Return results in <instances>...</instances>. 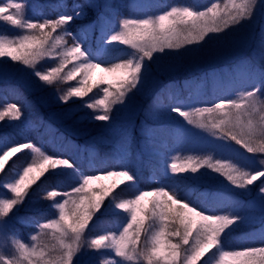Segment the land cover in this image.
Segmentation results:
<instances>
[{
	"label": "snow or ice",
	"instance_id": "obj_1",
	"mask_svg": "<svg viewBox=\"0 0 264 264\" xmlns=\"http://www.w3.org/2000/svg\"><path fill=\"white\" fill-rule=\"evenodd\" d=\"M258 4L264 12V0H229L224 12H221L219 5H213L204 11L190 7H172L154 18L121 19L118 30L110 31L105 29L102 20H98L92 27L100 28L101 35L96 43L101 50L109 52L121 45L135 50L130 57L122 58L120 62H111L98 55L93 56L86 47L89 41L87 27L83 32L69 30L74 21L83 20L87 16L83 5L74 4L71 13L63 12L55 19L34 22L24 18V6L21 3L6 0L0 3V21L38 31L40 35H24L15 45L0 39V58L10 57L13 61H22L34 68L35 61L46 54V46L55 49L63 45L60 64L47 72L35 71V77L51 85L57 79L76 80L79 75V86L69 87L65 94L59 96V100L64 103H68L70 98L82 99L94 88L106 85L101 89L102 98L96 99L94 103H87L86 107L95 111L92 117L95 121L105 122L110 131L126 136V129L114 122L113 105L119 104L130 109L131 105L126 104V99L133 90L141 91L147 87L151 64L156 62L157 55L166 54V50H180L200 44L210 34L223 33L230 26L251 19ZM88 7L95 8L97 5L89 0ZM181 25L186 27H179ZM57 29L63 31V36L71 38V46L60 35L49 44ZM261 43L264 46V38ZM68 64H73V67L61 76ZM97 70L101 75L98 79H93L92 74ZM261 95H264V71L253 76L251 90L242 92L238 101L221 99L211 107L185 111L174 106L170 111L183 117L188 124H197L196 117L204 113L219 112L225 118L213 122L211 127L224 133L221 139L226 136L247 153L264 154V102L259 101ZM258 102L261 103L259 108ZM5 116L20 119L21 109L16 104H10L4 111H0V119ZM198 126L206 127L202 122ZM143 132L151 139L155 130L146 126ZM257 138H260L259 141ZM25 150H30L33 154L31 163L17 173L18 178L0 184V189L10 193L9 198L0 199V233L6 234L12 230L7 218L29 197L33 186L42 182V178L50 173L57 169L71 170L79 176L78 186H73L71 192L55 188L47 191L46 199L53 201L50 207L58 210V219L49 218L45 223H38L40 235L31 236L34 242L31 245L20 239H13L18 255L8 257L0 254V264H92L91 259L86 258L88 252L82 250L84 246L96 251L111 250L115 257L120 258L113 259L108 264H121V261L140 258L146 264H201L202 259L214 249L219 252V264H226L228 258L235 264H264V247H247L243 251H225L218 247L222 244L226 230L246 223L253 217L206 214L207 209L186 201L174 190L165 187L152 192L141 191L135 199L115 202V191L122 185L136 181L130 169L103 168L99 169L103 175L82 174L70 159L46 154L32 142L2 145L0 175L6 174L8 160ZM120 151L122 161L125 153L123 149ZM259 164L264 166V159ZM248 165L250 170L243 171L234 164L220 160L212 163L210 160L189 158L183 163L173 162L169 167L173 174H196L206 167L224 176L236 188L248 190L254 182L264 178V168H256L252 159H249ZM259 193L260 220L264 223V181H261ZM108 198L111 200L106 205ZM113 203L115 209L128 214L122 230L118 234L114 231L97 234L88 240L87 232L91 229L94 218L103 216ZM146 222H151L149 228L145 227ZM150 228L156 230L150 231ZM49 230L55 243L43 239ZM142 233L144 243L140 246ZM171 238H175V242Z\"/></svg>",
	"mask_w": 264,
	"mask_h": 264
},
{
	"label": "rangeland",
	"instance_id": "obj_2",
	"mask_svg": "<svg viewBox=\"0 0 264 264\" xmlns=\"http://www.w3.org/2000/svg\"><path fill=\"white\" fill-rule=\"evenodd\" d=\"M182 5L172 7H190L193 10L204 11L218 3L221 12L226 11L229 0H183ZM24 6V16L40 11V5L35 0H18ZM171 7V8H172ZM163 6L159 0H135L134 6L128 18H149L170 10ZM91 24H88V38ZM85 27H79L76 32H83ZM111 30H118L116 25ZM237 31L226 35L210 34L205 41L197 44V49L190 47L180 50H166V54H158L156 62L151 64V75L147 87L141 90L143 100L126 99V104L115 105L113 111L114 122L126 129L127 135L116 134L122 148L130 156L128 162L131 172L140 179L142 172L146 173L149 180L160 179L161 187L174 190L186 201L199 205L208 211L206 214H228L241 217H253L246 223L234 226L223 234L222 244L229 248H246L252 245L264 244V223L260 220L259 212V188L264 178L254 182L248 190L238 189L231 185L227 179L214 173L206 167L196 174H173L170 164L179 163L180 159L194 158L198 160H217L236 165L243 171H249L248 161H255L256 168H264L259 164L264 159V154L247 153L240 145L231 141L220 129L211 127L213 122H219L225 117L219 113H204L196 117L198 123H204L206 127L197 124H188L177 113L170 111L171 107L179 106L182 110L192 111L195 108L211 107L221 99L239 100L240 94L251 90L253 76L264 71V12L257 5L251 19L242 21ZM4 31V30H3ZM2 32V31H1ZM72 40L70 38V46ZM86 47L91 50L93 56L111 62H120L122 58L130 57L135 50L130 46H119L109 52H104L97 45L92 49L90 40ZM22 82V86L28 91H38V86L33 85L27 76V65L0 61V83L8 81ZM38 102L46 105L49 96L39 95ZM146 105H143V101ZM165 102L171 115L163 116L162 108L155 102ZM264 102V95L259 97ZM257 107H261V103ZM235 111V110H233ZM41 117V116H40ZM243 118V117H242ZM259 119V116L256 117ZM46 126L70 132V126L66 124L60 115L46 114L44 120ZM150 127L155 130L151 139L144 135L143 129ZM134 133V135H133ZM215 133V134H213ZM132 137V138H131ZM131 138V139H130ZM64 139L63 133L57 140ZM260 138H257L259 141ZM63 141V140H62ZM68 141V139H67ZM5 143H10L8 140ZM80 149L86 146L82 145ZM71 145L65 142V150ZM77 147V146H76ZM98 165L101 159L98 154L92 152ZM110 156L104 155L105 161ZM12 216L8 219L11 223ZM97 219L90 230H98ZM0 254L8 257L16 255L9 243L8 232L0 233ZM120 258L116 257V260ZM121 264H144L137 260L121 261Z\"/></svg>",
	"mask_w": 264,
	"mask_h": 264
},
{
	"label": "trees",
	"instance_id": "obj_3",
	"mask_svg": "<svg viewBox=\"0 0 264 264\" xmlns=\"http://www.w3.org/2000/svg\"><path fill=\"white\" fill-rule=\"evenodd\" d=\"M35 1L40 5V11L24 16L25 19L34 22H43L45 19H55L63 12L71 13L74 4L83 5L87 12V16L83 20L74 21L69 27V30L77 31L80 26L86 27L88 24H91L89 40L94 51L97 48L96 40L101 35V31L99 27L93 29L92 25L98 20H102L105 29L110 31L116 25H119L121 19L129 17L131 8L135 3V0H93L97 7L89 8V0ZM159 1L163 6L168 8L182 5L185 2L183 0ZM3 2H6V0H0V3ZM15 2H18V0H15ZM213 5H218V3H214ZM179 27L186 26L181 25ZM237 27L238 25L230 26L226 29L227 31L225 34L230 35L235 33ZM24 35L39 36L40 33L38 31H30L19 28L18 26L9 25L5 21H0V39L5 42L14 45L18 44L19 40ZM57 35L63 36V31L57 29V31L52 34L53 40H50L49 44L54 42V38ZM63 39L64 42L70 46V37L63 36ZM62 47L63 45L51 49L46 46V54L35 61V67L33 68L27 65V76L32 81L33 85L38 86V91H28V89L22 86V82L17 80L0 83V111H4L10 104H16L21 109L20 119H13L11 116H5L0 119V150H2V145L5 144V141L7 140L10 143L32 142L40 147L46 154L70 159L82 174L103 175L104 173L99 171V169L103 168L108 170H120L122 167H126L131 170L128 162L130 155L126 153L122 148L121 142L117 140V133L110 131L105 122L95 121L92 118L95 111L86 107L87 103H94L96 99L102 98L103 93L101 89L106 85H100L99 87L94 88L88 96L82 99L70 98L68 103H64L59 100V96L65 94L69 87L79 86V81L81 79L79 75L76 80L67 81L64 79H57L51 85H47L35 77V71L39 70L47 72L52 67H57L60 64L62 59L60 55ZM188 47L197 49V44ZM0 61L18 64L22 62L13 61L10 57H2L0 58ZM262 61L264 62V56L262 57ZM72 67L73 64H68L61 73V76H64ZM92 75L93 79H98L101 73L97 70ZM39 95L49 96L46 105L38 102L37 99ZM129 95L132 99L143 100L141 91L133 90ZM146 101L147 100L143 101V105H146ZM155 102L162 108L164 113L163 116L171 115L165 102L159 100H156ZM217 102L219 101H216L215 103ZM114 109L115 105H113V111ZM69 110H71L70 113ZM52 111L60 115L63 121L70 126V132L61 130L58 126H56V128L49 125L46 126L44 122L46 114L51 113ZM60 133H63L64 139L57 140ZM81 140L84 141L82 145L86 146L84 149H80ZM65 142H68L71 145L67 148V151L64 149ZM121 149H123V152L125 153L122 161ZM94 151L101 159L100 163H102V165L100 166L98 165L96 158L92 156V152ZM104 155L110 156L109 160L105 161L103 159ZM32 156L33 154L30 150H25L22 153L11 157L6 165V174L0 175V184L11 182L14 178H18L17 173L21 172L23 167L27 166L28 163H31ZM188 159V157H186V159H180L179 163H183ZM78 180L79 176H77L75 172L71 170L57 169L56 172L50 173L45 178H42V182L38 183V185L33 186L29 197L18 207V210L11 215L12 220L10 225L12 230L8 232V237L9 243L14 249L16 255H18V253L12 243L13 239H20L21 242L31 245L34 243L31 240V236L40 235L37 226L38 223H45L49 218L58 219V210H53L50 207L53 201H48L46 199L47 191L55 188L58 191L71 192L73 186H78ZM160 187V179L151 181L143 171L142 177L140 179L136 177L135 183L122 185L115 191V202L135 199V196L139 195L141 191L152 192ZM9 197L10 193L0 189V199ZM57 199L62 202L61 198L58 197ZM109 200H111V198L106 199V205L109 203ZM221 215L228 214L224 213ZM98 219H100L97 225L99 228L97 232H93L95 229L87 232L88 240L94 238L97 234H103L110 231L117 232L118 234V232L122 230V225L128 219V214L124 213L123 210L115 209L113 203L108 207L107 211L104 212V215L100 216ZM96 220L97 218H94V222ZM150 224L151 222H146L145 227L149 228ZM233 227L234 226H231L230 229ZM154 230L156 229L150 228V231ZM43 239L49 243H55L51 238V230L48 231V235L44 236ZM171 239L175 242V238ZM143 243L144 234L142 233L140 246H143ZM218 247L225 251H243L245 249L239 247L229 248L223 246V244ZM249 247H264V244L252 245ZM82 250L88 252L89 255L86 258H90L92 264H108L109 261L116 259L111 250L104 249L96 251L93 249H87L86 246H84ZM137 261L146 264V261H144L143 258H140ZM201 264H219V252L215 249L212 250L202 259ZM226 264H235V262L231 258H228Z\"/></svg>",
	"mask_w": 264,
	"mask_h": 264
}]
</instances>
